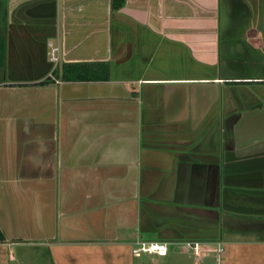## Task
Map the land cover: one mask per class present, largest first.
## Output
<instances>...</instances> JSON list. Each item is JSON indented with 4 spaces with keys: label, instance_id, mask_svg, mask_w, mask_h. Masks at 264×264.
Segmentation results:
<instances>
[{
    "label": "crops",
    "instance_id": "0c3cea01",
    "mask_svg": "<svg viewBox=\"0 0 264 264\" xmlns=\"http://www.w3.org/2000/svg\"><path fill=\"white\" fill-rule=\"evenodd\" d=\"M0 3V264H264V0ZM51 42L90 78L39 85Z\"/></svg>",
    "mask_w": 264,
    "mask_h": 264
},
{
    "label": "rangeland",
    "instance_id": "374dc122",
    "mask_svg": "<svg viewBox=\"0 0 264 264\" xmlns=\"http://www.w3.org/2000/svg\"><path fill=\"white\" fill-rule=\"evenodd\" d=\"M4 7L5 6L2 5V15ZM2 15L0 17V26L2 27V29L5 30V28L3 27ZM122 253L124 254V259L118 258ZM144 257L145 256L139 259H135L133 256L132 249L130 248H126L124 249V251H122L114 246L100 247L94 249H91L86 246L81 249L67 247V249H65V252L62 253V256L59 255L57 257V259L60 261V263L57 264H133L134 262L141 263L145 261L147 258Z\"/></svg>",
    "mask_w": 264,
    "mask_h": 264
},
{
    "label": "built area",
    "instance_id": "2783aa9c",
    "mask_svg": "<svg viewBox=\"0 0 264 264\" xmlns=\"http://www.w3.org/2000/svg\"><path fill=\"white\" fill-rule=\"evenodd\" d=\"M49 52L48 57L49 61L52 64L53 68L49 77L56 83L60 84L61 81L56 77L55 74H58L63 66L62 58V48L59 44L49 43ZM192 251L193 254L197 257L203 255V246L200 243H188L187 245ZM224 248L220 245L218 248V256L224 252ZM133 256L136 258H141L145 255L156 256L159 258L167 257L169 254V247L167 243L164 242H143L139 241L133 247Z\"/></svg>",
    "mask_w": 264,
    "mask_h": 264
},
{
    "label": "trees",
    "instance_id": "16d2710c",
    "mask_svg": "<svg viewBox=\"0 0 264 264\" xmlns=\"http://www.w3.org/2000/svg\"><path fill=\"white\" fill-rule=\"evenodd\" d=\"M1 8H2V5L0 3V17H1ZM6 63H7L6 33H5V30L2 29V27L0 26V84L6 82ZM73 73H75V70ZM55 75L61 82L82 81V80H86V78H90V77L83 76L82 73L81 74L75 73V75L68 74L67 69L65 68V65H63L61 71ZM106 78L108 77L106 76ZM47 84H56V83L50 77H48L46 81L40 83L39 85H47ZM5 240H6L5 235L0 228V242H4Z\"/></svg>",
    "mask_w": 264,
    "mask_h": 264
}]
</instances>
